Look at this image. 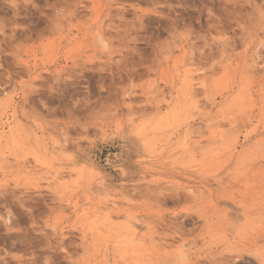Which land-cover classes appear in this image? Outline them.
I'll list each match as a JSON object with an SVG mask.
<instances>
[{
  "label": "rangeland",
  "instance_id": "1",
  "mask_svg": "<svg viewBox=\"0 0 264 264\" xmlns=\"http://www.w3.org/2000/svg\"><path fill=\"white\" fill-rule=\"evenodd\" d=\"M262 40L264 0H0V264H264Z\"/></svg>",
  "mask_w": 264,
  "mask_h": 264
},
{
  "label": "bare ground",
  "instance_id": "2",
  "mask_svg": "<svg viewBox=\"0 0 264 264\" xmlns=\"http://www.w3.org/2000/svg\"><path fill=\"white\" fill-rule=\"evenodd\" d=\"M258 46H259V45H258ZM259 47H260V46H259ZM262 47H263V46H262ZM262 47H261V49H262ZM257 49H258V48H257ZM257 49H256V50H257ZM258 50H259V49H258ZM263 50H264V49H263ZM256 52H258V51H256ZM260 53H262V52H260ZM258 55H259V53H258ZM256 56H257V55H256ZM257 57H258V56H257ZM257 59H258V58H257ZM259 59H261V58H259ZM259 59H258V60H259ZM194 84H195V76L191 74V75L188 76V78H186V85H187V86H193ZM196 84H197V83H196ZM198 103H199V102H197V106H196V107H197V108H200V106L198 105ZM197 135H198V134H197ZM63 176H64V175H63ZM112 202H113V201H112ZM181 247H182V246H181ZM181 247H180V248H181ZM182 248H183V247H182ZM112 258L115 259L114 256H113ZM113 264H116V262H113Z\"/></svg>",
  "mask_w": 264,
  "mask_h": 264
},
{
  "label": "snow or ice",
  "instance_id": "3",
  "mask_svg": "<svg viewBox=\"0 0 264 264\" xmlns=\"http://www.w3.org/2000/svg\"><path fill=\"white\" fill-rule=\"evenodd\" d=\"M262 46H264V40L261 41Z\"/></svg>",
  "mask_w": 264,
  "mask_h": 264
}]
</instances>
